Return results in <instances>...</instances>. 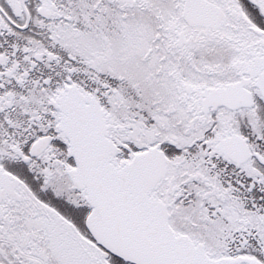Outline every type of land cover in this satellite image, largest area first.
<instances>
[{"label": "snow or ice", "instance_id": "snow-or-ice-1", "mask_svg": "<svg viewBox=\"0 0 264 264\" xmlns=\"http://www.w3.org/2000/svg\"><path fill=\"white\" fill-rule=\"evenodd\" d=\"M0 264H264V0H0Z\"/></svg>", "mask_w": 264, "mask_h": 264}]
</instances>
